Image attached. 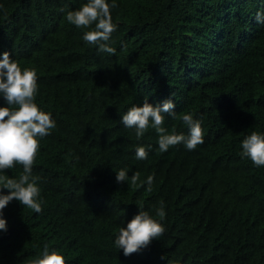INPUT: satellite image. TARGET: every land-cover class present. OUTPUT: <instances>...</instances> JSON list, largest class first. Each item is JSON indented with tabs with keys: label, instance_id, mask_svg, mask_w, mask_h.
I'll use <instances>...</instances> for the list:
<instances>
[{
	"label": "trees",
	"instance_id": "16d2710c",
	"mask_svg": "<svg viewBox=\"0 0 264 264\" xmlns=\"http://www.w3.org/2000/svg\"><path fill=\"white\" fill-rule=\"evenodd\" d=\"M86 2L0 0V59L35 68V103L56 124L32 166L42 211L16 200L0 210V264H29L46 246L65 264H264V166L241 157L242 141L264 134V0H115L114 55L84 41L94 24L66 20ZM168 99L169 133L188 135L183 115L201 122L195 150L161 152L153 128L137 139L121 122L134 105ZM121 169L137 184L117 183ZM139 210L165 232L125 257L115 240Z\"/></svg>",
	"mask_w": 264,
	"mask_h": 264
},
{
	"label": "clouds",
	"instance_id": "9594fccd",
	"mask_svg": "<svg viewBox=\"0 0 264 264\" xmlns=\"http://www.w3.org/2000/svg\"><path fill=\"white\" fill-rule=\"evenodd\" d=\"M115 0L109 4L107 0H87L78 10L67 11L66 20L77 28H89L93 24L94 30L86 31L84 41L98 45L101 51L115 54V49L108 45L111 34L116 31L117 25L112 22L111 9L116 8ZM63 11V10H62ZM257 23H264V15L257 12ZM37 72L35 68L21 70L19 63L10 58L8 52L2 53L0 59V93L3 94L7 105L16 107H0V173L22 165L23 173L19 179L0 175L2 189L8 194L0 193V210H3L11 201L16 200L35 213L42 211L43 201L38 187V176L32 175V166L39 151V140L50 134L56 127L55 121L49 113L42 111L35 103L37 94ZM175 105L171 99L153 106L145 100L142 106L130 107L121 118L127 128H135L137 139H140L149 127L158 134V146L161 152H166L172 146L183 144L187 150H195L203 144L204 133L199 120H194L191 114L182 116L188 126V135L169 133L163 126L165 115L175 116ZM241 157H247L255 166H264V134L253 131L241 144ZM148 152L145 147L136 148L137 159H146ZM126 169L116 173L117 183L129 179L133 185L140 179L139 173H133L129 178ZM153 177L149 176L146 183L151 191ZM0 211V216H2ZM157 216L164 219L166 216L164 205L156 211ZM0 230L6 231V221L0 218ZM165 232L162 223L154 220L147 211L139 210L126 227L119 230L115 245L123 250L125 257L138 253ZM29 264H65V258L58 251H49L46 246L41 254L32 258Z\"/></svg>",
	"mask_w": 264,
	"mask_h": 264
}]
</instances>
